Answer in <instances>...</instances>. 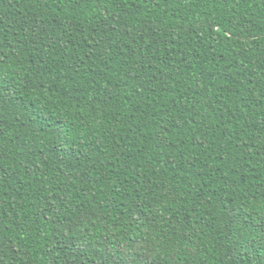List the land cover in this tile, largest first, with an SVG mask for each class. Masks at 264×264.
<instances>
[{
    "label": "trees",
    "instance_id": "obj_1",
    "mask_svg": "<svg viewBox=\"0 0 264 264\" xmlns=\"http://www.w3.org/2000/svg\"><path fill=\"white\" fill-rule=\"evenodd\" d=\"M0 80V264H264V0H0Z\"/></svg>",
    "mask_w": 264,
    "mask_h": 264
},
{
    "label": "snow or ice",
    "instance_id": "obj_2",
    "mask_svg": "<svg viewBox=\"0 0 264 264\" xmlns=\"http://www.w3.org/2000/svg\"><path fill=\"white\" fill-rule=\"evenodd\" d=\"M7 90H8L7 82L6 81H3V80H0V92L7 91ZM45 115H48V114H45ZM35 118L36 117L34 116V119ZM133 259H134V257H133Z\"/></svg>",
    "mask_w": 264,
    "mask_h": 264
}]
</instances>
